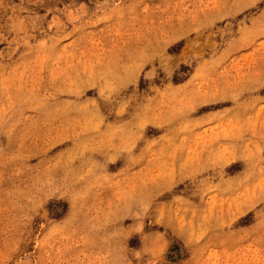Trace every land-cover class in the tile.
<instances>
[{"label":"rangeland","instance_id":"rangeland-1","mask_svg":"<svg viewBox=\"0 0 264 264\" xmlns=\"http://www.w3.org/2000/svg\"><path fill=\"white\" fill-rule=\"evenodd\" d=\"M0 264H264V0H0Z\"/></svg>","mask_w":264,"mask_h":264}]
</instances>
